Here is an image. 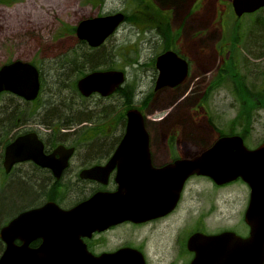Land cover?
Returning a JSON list of instances; mask_svg holds the SVG:
<instances>
[{
    "label": "rangeland",
    "instance_id": "obj_1",
    "mask_svg": "<svg viewBox=\"0 0 264 264\" xmlns=\"http://www.w3.org/2000/svg\"><path fill=\"white\" fill-rule=\"evenodd\" d=\"M151 1L163 11L162 14L168 16L174 35L179 34L174 48L191 62L190 77L175 91L167 90L157 95L152 93L155 78L152 64L162 48L167 47L162 38H157L156 28L150 27L154 23V15L146 13L138 16L144 22L137 25L142 29L125 22L96 53L78 46L73 32L58 37L60 28H73L85 19L116 12L128 15L131 0H13L8 6L0 4V67L13 60L33 61L41 66L47 83H44L46 88L40 98H49L55 107L58 104L65 108L71 105L67 116L74 122L77 117L83 116L84 107L81 106L87 105L90 112V104L79 99L71 89V82L77 78V72L69 73L64 82L60 83V78L52 77L48 71L54 66L50 61L72 50L87 59L91 54L100 55L95 61V68L123 70L125 84L134 86V103L146 116L152 149L157 157L192 156L207 148L220 132L241 137L249 150L264 142L263 106L259 105L257 112L252 115V122L244 124L239 119L241 99L237 96V88L232 80L224 77L228 81L221 87L208 90L205 101L202 105L200 102L229 54L230 58L234 56L237 70L245 76L247 86L253 85V90L264 88V58H254L257 50L249 46L251 38L256 39L258 36L252 26L258 14L236 18L231 0ZM177 3L179 9H176ZM135 14L130 17L136 19ZM236 34L239 37L234 49ZM86 66L85 62L81 68L85 69ZM148 92L152 93L149 104H139L142 95L146 96ZM0 99V107L4 104L10 107L11 101H14L11 95H3ZM92 100L94 102L97 99ZM110 101V105L98 101L97 109L103 110V114H113L110 119H118L123 110V100L114 96ZM78 107L81 110L75 114L73 111ZM99 121L106 124L109 117H97ZM242 131H245L244 137L240 135ZM119 134L120 124L111 131L100 130V135L109 136V140ZM170 137L175 154L168 144ZM9 188L0 189V196L7 194ZM248 192V188L240 181L219 188L207 179L194 178L187 186L181 203L192 209L195 221L204 217L202 220L205 221L206 232L233 230L243 233V213L248 202ZM11 212L8 209L6 216ZM184 214L179 209L170 220H180ZM8 220L7 216L0 226ZM116 231L112 238L114 245L125 238L124 231ZM159 239L152 240L155 243L151 244V251L156 257L163 255L160 253L162 244H156ZM154 245L160 247L157 249Z\"/></svg>",
    "mask_w": 264,
    "mask_h": 264
},
{
    "label": "water",
    "instance_id": "obj_2",
    "mask_svg": "<svg viewBox=\"0 0 264 264\" xmlns=\"http://www.w3.org/2000/svg\"><path fill=\"white\" fill-rule=\"evenodd\" d=\"M237 18L264 7V0H231ZM124 15L115 13L82 20L75 27V36L91 48H97L113 35L123 23ZM158 71L155 89L175 87L188 74L187 62L173 51H166L155 60ZM124 82L119 71L93 72L77 82L84 97L98 93L105 97ZM38 73L34 66L23 61H12L0 68V93L8 92L25 100H33L38 93ZM125 134L108 168L121 158L125 161V176L116 179L114 193L98 194L77 207L62 211L50 203L44 207L20 214L0 230L5 249L0 264H85L84 259H63L48 250L46 242L58 248L54 237H80L101 231L111 225L130 220L142 222L162 217L175 207L184 181L191 175L210 178L216 185H224L240 178L249 187V201L244 222L249 235L242 239L232 232L214 236L192 235L187 249L194 253L190 264H264V143L253 150L245 147L239 136L217 139L209 148L160 170L150 168L148 161L149 135L142 114L136 109L126 111ZM33 144L41 148L34 134L19 137L5 149L4 167L7 171L14 163L36 159ZM93 171L81 174L94 178ZM74 232V233H73ZM35 238L43 243L38 249L28 248ZM21 241L20 246L13 242ZM125 251H120L117 256ZM114 255V264H125V258ZM120 258V259H119ZM136 264L140 258H134ZM140 264H143L142 262Z\"/></svg>",
    "mask_w": 264,
    "mask_h": 264
},
{
    "label": "flooded vegetation",
    "instance_id": "obj_3",
    "mask_svg": "<svg viewBox=\"0 0 264 264\" xmlns=\"http://www.w3.org/2000/svg\"><path fill=\"white\" fill-rule=\"evenodd\" d=\"M127 17L128 15L125 13L122 24L126 22ZM76 26L73 27L74 36ZM66 34L69 33H65L64 35ZM157 38H162L158 31ZM75 39L77 43H82L87 46L86 42L78 40L76 36ZM162 40L164 41V39ZM175 42H177V39ZM174 47L175 46H168L162 48L161 52L154 58L152 64L155 77L152 88V93L154 95L167 90L175 91L184 85L191 75V62ZM87 48L89 47L87 46ZM166 51L175 52L180 58L187 62L188 74L185 80L175 87L165 86L155 89L156 80L158 78L155 60L161 53ZM64 55L66 56V54H61L55 58L59 60V64H55L52 68H49L48 71L52 74V77L57 79L60 78V83L62 82L61 77L64 74L76 73L78 70L84 71L85 73L82 76L77 73L79 76L74 80L76 81L75 89L79 99L86 100V102L90 104L89 109L91 110L89 112L86 107L87 105H82L81 107H84L83 116L77 117V120L72 122L74 124H66L63 116H57L51 111L49 106H53L54 104L51 105L49 98H40L41 94L44 95L43 89L46 88V85L44 87V83H47V80L44 77L45 72H42L41 66L33 61L24 62L31 64L37 70L39 80L37 96L33 100H25L8 92H2L0 94V98L3 95H11L14 100L11 101L10 107L6 104L0 107V184H3L6 179L12 178L15 179L16 182L32 180L35 181L34 184L36 185V192L31 194L29 200H27L24 205L9 214V220L4 222V224L0 226V229L20 214L40 209L50 203L54 204L62 211H69L81 203L88 201L95 195L116 192L118 189L116 179L120 176H125V161L130 159L123 157L121 158L120 165L117 160V163L110 168H108V163L113 159L112 157L125 134L127 121L125 113L130 109L138 110L144 118L145 128L149 134L148 161L151 169L160 170L185 158V156H155L152 149L151 133L149 131L146 116L142 112V109H139L134 103L135 92L132 84H125L124 81L112 94L105 97L100 96L98 93H92L84 97L77 89V82L80 79L93 72L112 71L113 69L105 68L98 70L95 68L92 70L90 69L91 67H87L88 65L84 69L81 68V61L79 60L78 62V57H75L74 62L68 66L70 71H65L63 70V68H67V66L63 64L65 61H60L61 58H65ZM75 55H77L76 52ZM90 59L91 62L96 61L97 55L91 54ZM117 71H122L125 75L123 70ZM121 89L125 90V95H118ZM130 91L132 92L130 93ZM152 93L148 92V95H142L139 104L148 105L150 101L149 97ZM114 96H118L123 100L121 104L123 110L118 119H110V116L113 114H103V110L97 109L99 105L98 101L110 105L112 102L110 100H112ZM130 97H132L131 102L133 103H128ZM92 98H96L97 100L93 102ZM41 99L43 100L41 101ZM127 104H131V107L127 106ZM91 105H93V107ZM81 107L76 109L80 111ZM104 116L109 117V122L106 124H103L101 121L97 122V117ZM119 124L121 134L118 136L109 140V136L100 135V130L111 131L114 130L115 127H119ZM29 134H34L41 143L40 149L33 144V153L36 155L37 160H40L41 156H43L42 163L35 162L31 159L23 160L14 163L6 171L4 167L6 147L15 139ZM98 137H102V139L100 140ZM86 171H93L94 178H82L81 174ZM194 178L207 179L203 176H189L183 183L176 206L171 212L162 217L142 222L125 220L116 225H111L102 231H93L89 235L80 237L73 236L67 238L63 231V237H54V240L58 242V248L49 244L50 238L45 243L46 247L48 250H53L55 253H58L61 260L81 258L86 261L85 264H114V255L117 256V253L120 251H125V253L119 254L117 258H125V264H136L134 261L136 257L140 258L138 264L141 262L143 264H190L194 254L187 249V241L190 236L195 233L209 235L222 232H233L242 239L247 238L249 228L244 223L245 230L243 233H237L233 230H222L216 233H209L205 230V221L202 220L204 217H201V220L197 221L193 219L192 209L187 205L182 206L181 202L183 201L187 186ZM179 209H181V212H185L183 218L176 221L170 220ZM120 229L122 232H125V238H123L122 242L114 245V240H112V238L116 235L114 234L117 233L116 230ZM117 237L118 236H116V238ZM156 238H161L156 244H162L160 253L163 255L160 254L158 257L151 251V244L155 243L152 240ZM13 243L16 246L22 244L19 239H15ZM42 243L43 240L41 238H35L30 241L28 248L32 250L38 249ZM159 245L154 246L158 249L160 247ZM4 248L5 246L0 241V255ZM65 263L70 264L66 260Z\"/></svg>",
    "mask_w": 264,
    "mask_h": 264
},
{
    "label": "trees",
    "instance_id": "obj_4",
    "mask_svg": "<svg viewBox=\"0 0 264 264\" xmlns=\"http://www.w3.org/2000/svg\"><path fill=\"white\" fill-rule=\"evenodd\" d=\"M130 4V13L128 14V17L126 18V22L138 27L137 25L139 23H144L138 16L145 15L146 13H149L150 15H154V23L150 25L152 28H156V30L159 32L161 35L162 39H164V44L168 47L170 45H174L176 39L178 40V33L175 31L177 34L174 35V33L171 30V27L169 25L168 16H165L162 14V10L158 9L155 4L151 0H131ZM13 2V0H0V4L2 5H10ZM137 13V14H135ZM132 14L137 15V18L135 17H130ZM254 14H258L253 20V28L256 32L257 38H251V41L249 42V46L256 51L257 54H254V58L256 59H263L264 58V8L258 10ZM252 15V14H251ZM136 21V22H134ZM149 26V25H148ZM143 28V27H142ZM140 28V29H142ZM73 28H68L66 26H63L60 28L58 37L61 35H64L67 32H73ZM238 37L236 34V37L234 39V49H235V44L238 42ZM78 46L86 47L89 51L92 52H97L99 49L102 47H98L95 49H89L87 46H85L82 43H77ZM233 50V48H232ZM231 50V51H232ZM100 55H97V58H99ZM75 57H78V62L80 60V56L75 55V51L73 50L72 52L70 51L69 53L66 54L65 58H61L60 61H65L63 64H65L67 67L71 65V63L74 62ZM236 57V56H235ZM234 56H231L230 54L226 58V60L223 62L222 68L218 70L216 73L215 79L210 83L208 89L206 90L204 96L200 99L201 105L206 99V96L208 94V90L211 91V89H215L218 87H221L222 84H225L228 80L225 79L224 77H227L229 80H232L234 85L236 86V91H237V96L240 97L242 104L244 103L245 105L241 104L240 101V110H239V119L243 120V123L246 122L248 124L249 122H252V115L257 112V109L259 105H262L264 108V88L262 90H253V85L246 83L245 76H243L240 71L237 70L236 66V61L233 60ZM81 67H83V63H87L88 67H91L90 69L94 70L95 67L97 66V63L91 62L90 57L87 59L83 54L81 56ZM101 66V65H100ZM99 67V66H98ZM89 71V70H88ZM81 76L85 73L84 71H77ZM79 76V75H78ZM77 76V77H78ZM76 80V79H75ZM262 82L264 84V77L262 78ZM75 83L76 81L71 82V89H73L74 93H76L75 89ZM247 84V85H246ZM132 91H130L131 93ZM118 95H123L125 93L124 89H121ZM78 95V94H77ZM125 95V94H124ZM131 96V95H130ZM125 97V96H124ZM131 98L128 99V103H131ZM239 99V98H238ZM239 99V100H240ZM53 105V103H51ZM200 105V106H201ZM54 106V105H53ZM127 106L131 107V104H127ZM69 107L71 105H67V107H62L57 105L54 108H50L51 111H54V114L57 116H63V119L65 120V123H69L68 125H72V121H70L71 117H68L67 115L69 114ZM261 107V106H260ZM251 119V120H250ZM245 124V123H244ZM243 124V127H245ZM244 132L240 134L242 137H244ZM224 135L222 132L219 133V136ZM168 144L171 147V151H173V146H172V137L169 138ZM175 154V150H174ZM35 181L32 180H23L18 182V184L12 186L9 188V191L7 190L6 193L2 196H0V217L4 215L6 212H8V209H11L12 212L15 211L16 209L20 208L22 205H24L27 200H29L31 194L36 192V185L34 184ZM11 212V213H12ZM9 213V214H11ZM8 215V214H7Z\"/></svg>",
    "mask_w": 264,
    "mask_h": 264
},
{
    "label": "bare ground",
    "instance_id": "obj_5",
    "mask_svg": "<svg viewBox=\"0 0 264 264\" xmlns=\"http://www.w3.org/2000/svg\"><path fill=\"white\" fill-rule=\"evenodd\" d=\"M169 1V0H168ZM175 1H177V0H175ZM174 1V2H175ZM2 5V4H1ZM176 4H174V6H175ZM5 6H8V5H5ZM180 8V5L177 3V6H176V9H179ZM167 16V15H166ZM65 56V55H64ZM44 61V60H43ZM50 61V60H49ZM49 61H45L44 63H49ZM50 63H52L53 65H55V64H59V60H57V59H54L53 58V60L51 59V61H50ZM68 67L67 68H63V70H65V71H70V69H68ZM73 71V70H72ZM67 77V75L66 74H64L63 76H62V78H63V80H62V83L64 82V80H65V78ZM50 108H51V106H49ZM55 106H53L52 108H54ZM79 111V109H75L73 112L76 114L77 112ZM16 184H18V182H16L15 181V179H12V178H9V179H6L4 182H3V184L1 183V185H0V189H3V190H5V189H7V188H9V187H11V186H14V185H16ZM7 216H9V215H7ZM6 214H4V215H2L1 217H0V225L2 224V220H4L6 217Z\"/></svg>",
    "mask_w": 264,
    "mask_h": 264
}]
</instances>
